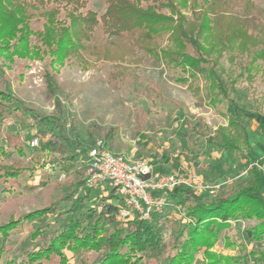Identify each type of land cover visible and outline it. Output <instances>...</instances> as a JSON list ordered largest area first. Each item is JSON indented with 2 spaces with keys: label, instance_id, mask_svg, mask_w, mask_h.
<instances>
[{
  "label": "trees",
  "instance_id": "obj_1",
  "mask_svg": "<svg viewBox=\"0 0 264 264\" xmlns=\"http://www.w3.org/2000/svg\"><path fill=\"white\" fill-rule=\"evenodd\" d=\"M99 1L100 12L92 0H0V56L9 61L49 58V67L67 62L84 68L113 63L122 69L128 62L140 64L142 56L165 62L170 70L188 75L178 82L188 84L198 97L199 89L193 85L202 78L211 107H227L221 113L228 127H219L207 144L230 155L255 154L250 128L257 115L246 107L250 101L264 106V98L256 97L254 88L260 78L264 80L263 6L256 0ZM182 9L190 10L191 18ZM118 76L110 74L111 82ZM46 82L52 97L56 82L49 73ZM241 83L246 86L239 91ZM18 112L30 114L42 139L49 136L40 142L42 151L63 155L53 162L57 171L67 174L77 169L85 153L77 151L81 142L74 124H69L70 138L65 131L68 120L61 112L55 118L40 117L18 106L9 92L0 91V125ZM182 136L191 141V135ZM109 139L112 135L104 140ZM25 150L24 145L10 150L0 145V157L13 160L15 152ZM250 166L246 178L224 186L213 198L186 186L155 192L166 196L167 205L150 219L136 212L121 218L123 197L118 190L110 187L106 193H94L80 176L71 193L50 207L0 225L3 254L11 231L22 223L50 219L36 229L32 240L39 241L21 260L0 264H141L145 259L155 264H195L200 253L208 262L203 264H242L238 257L218 256L211 250L232 221H260L247 235L253 241L264 239V182L255 162ZM18 168L6 165L0 171L6 179H16L21 175ZM198 170L203 172V166Z\"/></svg>",
  "mask_w": 264,
  "mask_h": 264
},
{
  "label": "rangeland",
  "instance_id": "obj_2",
  "mask_svg": "<svg viewBox=\"0 0 264 264\" xmlns=\"http://www.w3.org/2000/svg\"><path fill=\"white\" fill-rule=\"evenodd\" d=\"M256 1L264 7V0ZM91 3L93 8L102 11L99 0ZM181 13L191 18L190 10L182 9ZM142 57L140 64L128 62L121 69L113 63L84 68L67 62L49 67V58L41 61L16 57L9 61L0 56L3 68L0 71V91L9 92L18 106L40 117L55 118L61 112L68 120L65 131L70 138L73 136L69 124L76 126L81 142L77 151L85 153L81 155L82 161L96 139L104 140L107 135H112L107 142L114 153L146 162L152 168H176L182 163L194 168L203 166L205 175L213 174L211 179L201 177V180L208 185H221L213 195L199 191L207 198L217 196L224 186L246 178L252 162L258 166L264 182V106L257 107L250 101L246 107L248 112L257 115L250 128L255 154L251 155L249 151L239 155L222 152L209 146L206 140L212 138L219 127H228V119L221 113L226 112L227 107L213 108L209 105L203 93L207 83L199 78L193 85L199 89L200 99L188 84L178 82V78L187 74L170 70L165 62L157 63ZM222 63L226 62L223 60ZM46 73L56 82V92L52 97L48 93ZM112 73L119 75L114 82L110 80ZM243 86L246 85L241 83L238 90L242 91ZM254 88L256 97L264 98V80L260 78ZM28 116L30 114L26 112H18L0 125V145L6 150L13 145L26 147L24 154L15 152L13 160L6 161L0 157V166L17 165L21 170L16 179H6L0 171V225L50 207L71 193L80 176L85 177L82 161L76 170L67 174L56 170L53 162L63 155L42 151L40 142L49 136L42 139L39 127ZM182 134L191 135V141ZM34 138L39 139V146L31 148L30 142ZM18 161L21 164L16 163ZM43 181L46 183L35 190L27 189ZM109 188L105 184L94 193H106ZM48 222L50 219L22 223L11 231L4 243L3 254H0V262L21 260L23 254L39 241L32 240L36 229ZM259 223L256 219L232 221L211 252L218 256L238 257L242 264H264L261 260L264 239L253 241L247 235V231ZM67 254L74 262L72 254ZM93 255L89 253L87 256L93 258ZM203 263L208 262L200 253L195 264ZM141 264L155 262L145 259Z\"/></svg>",
  "mask_w": 264,
  "mask_h": 264
},
{
  "label": "built area",
  "instance_id": "obj_3",
  "mask_svg": "<svg viewBox=\"0 0 264 264\" xmlns=\"http://www.w3.org/2000/svg\"><path fill=\"white\" fill-rule=\"evenodd\" d=\"M38 146L39 139L34 138L30 147ZM82 163L86 169L87 189L97 190L108 184L121 194L123 209L119 215L123 219L131 217L135 212L143 219H150L153 214L160 213L167 205V199L164 194L154 195L158 191L170 192L186 186L213 195L221 188V185L204 183L196 172L162 174L146 162L130 160L114 153L108 142L102 139L94 141Z\"/></svg>",
  "mask_w": 264,
  "mask_h": 264
},
{
  "label": "crops",
  "instance_id": "obj_4",
  "mask_svg": "<svg viewBox=\"0 0 264 264\" xmlns=\"http://www.w3.org/2000/svg\"><path fill=\"white\" fill-rule=\"evenodd\" d=\"M153 169L154 170H159V172H161V173H174V172H183V173H186V172H196V173L200 174V176L202 178H204V180L206 178L205 171L200 172L198 170L199 169V166L197 168H194V167L187 166V165H185L183 163L180 164V165H178L176 168H169L168 166H166L165 168H153ZM203 169L205 170V168H203Z\"/></svg>",
  "mask_w": 264,
  "mask_h": 264
}]
</instances>
